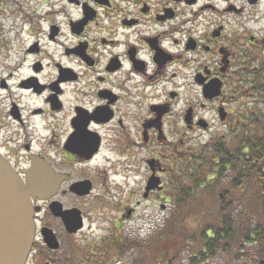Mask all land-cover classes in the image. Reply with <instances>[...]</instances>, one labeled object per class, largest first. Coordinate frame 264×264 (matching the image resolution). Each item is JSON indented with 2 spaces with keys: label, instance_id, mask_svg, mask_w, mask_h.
<instances>
[{
  "label": "flooded vegetation",
  "instance_id": "obj_1",
  "mask_svg": "<svg viewBox=\"0 0 264 264\" xmlns=\"http://www.w3.org/2000/svg\"><path fill=\"white\" fill-rule=\"evenodd\" d=\"M32 1L37 21L24 26L37 36L26 53L37 56L0 106V153L23 179L34 157L64 177L33 198L26 264H87L92 221L108 230L116 211L121 219L148 203L195 204L189 197L205 186L194 185L195 173L192 183L181 177L196 160L209 166L197 130L215 129V147L242 138L264 89V0ZM41 21L46 30L35 31ZM80 182L89 192L74 189ZM54 204L83 226L69 230Z\"/></svg>",
  "mask_w": 264,
  "mask_h": 264
},
{
  "label": "rangeland",
  "instance_id": "obj_2",
  "mask_svg": "<svg viewBox=\"0 0 264 264\" xmlns=\"http://www.w3.org/2000/svg\"><path fill=\"white\" fill-rule=\"evenodd\" d=\"M31 7H33L32 0H0V59L4 61V63L0 61V84L2 82L1 79L6 78L8 79L7 81L9 84V87L6 90L0 89V106H4L6 100V105H8V99H11L12 96L18 94L16 85L22 77L28 75L31 68L30 64L37 56L26 53V48L31 45L33 39H36L37 36L30 33L31 27L35 26L34 24H26L24 26L25 17L31 21H35L37 19L36 13L33 12V9H30ZM37 26L38 28L35 31L40 32L41 28H43L44 31L46 30V25L43 21L37 24ZM40 34L41 36H44L43 33ZM11 74L12 76H7ZM258 98L259 96L257 97V100L261 99ZM214 130L215 129H212V131H196L197 137L200 133L202 134V138H197L196 140V147L198 151L201 149L206 151L208 157L203 159L202 162L209 164V166L205 169H200L196 167L197 160L190 163V168L185 167V172L182 175L184 177H181L184 181L186 180V182L190 181L192 183L190 176L195 173V177L198 179V182H203L211 172V168L214 166L212 162L214 161V152L209 149L210 147H213V150H215L214 143L216 144L219 141L218 136L214 135ZM238 143L239 141H235L233 145H237ZM224 180H226V178ZM227 184H229V180ZM226 188L227 187L225 185L217 189L209 188L206 196L201 195L195 200V207L197 208L198 206L202 213L204 208L210 203H204L203 199L211 201L213 206H217L215 200L219 199L222 194L224 197ZM190 197H192V195ZM231 206L233 209L235 208V210L238 211L242 210L243 207L242 203L237 201H233ZM182 210L184 209L161 210L159 207H152V205L146 208L142 206L137 209L136 213L131 218L124 217L121 219L120 213H117L116 211L114 217L116 224L110 225L111 235L109 236V239L113 242L115 237L118 235L121 238L128 237L138 241H147L152 236H159L156 240L162 243L161 245L157 242L163 248V255L165 256L163 260H160L159 264H191V254H194V250L198 249L197 240L193 239L194 237L189 238L182 236L183 240L181 241L178 234L165 230V228L167 229L175 226L174 224H177L179 228H182L184 225L194 224L195 221L199 219L197 218V212L188 213L185 210L181 214ZM88 228L86 230H88ZM103 228H107V226L100 221H92V229L89 232L88 241L90 244H94V246L103 244L104 238L101 235H104L103 233L107 232V230ZM224 247H227L226 243ZM257 256L258 253L253 251L251 257L256 258ZM135 258V252H133L132 249L126 251L124 255L118 256L114 245L110 244L107 255L95 256V258H92V262L93 264H132ZM77 263L79 262L77 261ZM210 263L241 264L242 259H230V255L226 254V251L222 250L220 252V257L214 261L211 259L209 261V264ZM206 264H208V262Z\"/></svg>",
  "mask_w": 264,
  "mask_h": 264
},
{
  "label": "trees",
  "instance_id": "obj_3",
  "mask_svg": "<svg viewBox=\"0 0 264 264\" xmlns=\"http://www.w3.org/2000/svg\"><path fill=\"white\" fill-rule=\"evenodd\" d=\"M261 96L262 106L264 89ZM238 141L241 144L238 149L233 147L217 150L222 161L218 168V172L221 171L219 175L224 172L223 167L233 172L229 184L218 179L217 185H225L227 188L224 197L215 200L217 206L203 199L204 203H210L202 213L194 204L181 212H197L199 219L194 224L184 225L182 228L174 224L175 226L165 228L178 234L181 241L182 236L197 240L198 249L191 254V264H206L211 259L214 261L220 257L222 250L230 255V259H242L241 264H260L259 259L264 258V107L254 127L244 129L243 136ZM233 201L241 202L242 210L233 209ZM158 237L153 236L149 241L118 237L113 245L118 256L132 249L136 257L132 264H159L165 256L162 243L156 240ZM225 243L227 247H224ZM253 251L258 253L256 258L251 257Z\"/></svg>",
  "mask_w": 264,
  "mask_h": 264
},
{
  "label": "water",
  "instance_id": "obj_4",
  "mask_svg": "<svg viewBox=\"0 0 264 264\" xmlns=\"http://www.w3.org/2000/svg\"><path fill=\"white\" fill-rule=\"evenodd\" d=\"M62 179L63 176L49 171L42 160L34 158V165L24 181L0 154V264L26 263L36 233L32 196L47 197ZM84 188V183L75 186V190L87 192ZM55 208H60L59 204ZM61 214L68 219L66 221L70 228L78 229L81 226L78 227L76 218L70 221L66 213ZM52 235L48 232L47 239L52 238V242H56ZM261 264H264V260Z\"/></svg>",
  "mask_w": 264,
  "mask_h": 264
}]
</instances>
